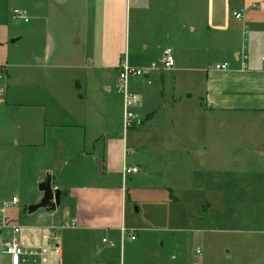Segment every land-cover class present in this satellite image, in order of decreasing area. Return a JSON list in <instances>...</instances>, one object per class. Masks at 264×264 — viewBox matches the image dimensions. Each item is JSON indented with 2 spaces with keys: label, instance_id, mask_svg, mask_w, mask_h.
<instances>
[{
  "label": "rangeland",
  "instance_id": "obj_1",
  "mask_svg": "<svg viewBox=\"0 0 264 264\" xmlns=\"http://www.w3.org/2000/svg\"><path fill=\"white\" fill-rule=\"evenodd\" d=\"M105 1L0 0V64L9 65L6 79L0 82L4 89L0 204H8L7 220L24 229L31 227L36 240L44 223L77 215L76 227L60 232L63 264H90L95 252L110 255L108 264H264V111L211 109L204 96L205 71H157L158 76L154 71L130 78L128 90L138 96L139 114L137 127L127 131L124 164L138 171L128 174L123 183L116 156L111 163L114 172L103 175L93 169L88 157L101 151L97 119L104 117L115 131L119 126L118 67L128 56L121 47L119 65L104 68L98 60L101 36L115 33L118 41L129 32L132 42L139 18L133 4L125 17L118 8L108 18ZM205 2L188 0L184 13L174 16L172 39L181 41L180 51H172L174 65H198L211 71L216 64L227 63L229 69L240 70L237 62L232 67L230 52L229 59L224 58L238 49L246 53L247 71L264 70V0H229V10H224L227 32L209 27ZM14 9L27 21L15 17ZM234 11L242 17L236 19ZM110 22L113 31L106 28ZM193 48L200 50L191 53ZM72 52L91 54L95 60L89 71L92 76L88 75L93 82L81 83L93 115L92 122L81 127L88 145L85 150L28 145L27 125L34 126L33 141L39 142L37 132L44 116L39 98L54 94L48 90L55 87L69 100L71 80L81 72L67 68L75 63L69 59ZM130 63L134 65L133 60ZM263 75H254L253 89H264ZM140 77L150 80L143 95L135 89L141 87ZM147 114L152 118L144 119ZM132 132L138 145L130 142ZM52 162L55 182L63 191L61 204L55 211L40 208L29 214L28 206L42 197L39 184L47 179L45 167ZM13 197L15 205L10 203ZM85 218L100 227L91 232L80 229ZM122 224L126 231L121 240ZM131 229L135 239L129 237ZM103 236L113 245L103 243ZM10 237V229L0 233V264L9 263L1 249ZM20 237L31 241L23 232Z\"/></svg>",
  "mask_w": 264,
  "mask_h": 264
},
{
  "label": "crops",
  "instance_id": "obj_2",
  "mask_svg": "<svg viewBox=\"0 0 264 264\" xmlns=\"http://www.w3.org/2000/svg\"><path fill=\"white\" fill-rule=\"evenodd\" d=\"M206 2V11H207V19L209 21V27L219 31H228L227 27L229 26V19L224 16V10H229V0H205ZM106 4L108 7L105 11L106 16L109 15L108 18H113L116 15L117 11L123 10L124 17L126 13L130 14L131 5L133 4V8H135L139 13H137L138 17L136 19V30L132 37L129 32H127L122 39L119 38L117 41V35L115 33H104L101 36V43H99L100 56L98 60L100 61V65L104 66V68H111L113 66L117 67L120 63V54H118L121 47L124 51L128 53L126 56V61L129 65H131L130 60H133L134 65L136 67H142L148 65L152 58H156V60H160L162 55V50L164 48H169L171 51L179 52L181 46L180 39L177 42L173 41L172 34H174V30L172 27V22L175 15L183 14V4H188V0H106ZM168 7L170 16L168 15ZM119 8V9H118ZM139 9L144 10L142 13ZM175 14L173 15V13ZM186 14V13H185ZM112 20V19H111ZM264 25V23H263ZM181 26V24H180ZM183 26V24H182ZM106 28L109 31H113L114 25L113 23H106ZM195 29V26L192 25V30ZM118 44V47H117ZM133 55L136 56L134 59L131 58V51ZM119 49V50H117ZM200 49L193 48L191 53H195ZM231 53L234 57V61L232 67L235 68L236 62L239 60L240 51L238 49H233L232 51H228L225 55V59L228 60V53ZM174 53V52H173ZM176 53V54H177ZM175 55V54H174ZM85 53L72 52L69 59H73L75 63H71L67 65V68L72 69H81L80 73H75L74 79L71 80L73 88L70 89V96H68L69 100L61 97L59 94V90L55 87L54 89H49L54 92L52 95H43L38 100V104L41 106V109H44V116L41 119V123L39 126V131L37 132V140L39 142L33 141L34 136L36 137V132L33 125L26 126V137L31 140L27 142L28 145H34L32 142L38 145V147L47 149L50 145L57 144V148H66L70 150H85L88 145V138H83V134H87V132H81V127L89 122H92L93 115L91 111V107H88L84 93L82 92L81 83L82 81L88 80V75L92 76L91 72L94 69V61L91 54L87 55L86 58ZM136 59H138L136 61ZM225 60V61H226ZM72 61V60H71ZM224 61V62H225ZM178 63L175 56V64ZM7 65V64H5ZM8 66H6L8 70ZM132 66V65H131ZM175 66V67H174ZM172 68L167 70H155L156 76L159 75L157 71L161 73L164 71H169L173 73H178L180 71L194 70L197 73L205 71V91L204 96L207 101L206 105H210L211 109H235V110H261L264 111V89L261 91H257L252 88V81L255 79L259 73H264V70H235V69H213L211 71L205 70L203 66H187L182 63H178L174 65ZM55 67H59L56 65ZM154 72V71H153ZM150 75V74H149ZM148 76V75H147ZM264 76V75H263ZM80 77H82L80 79ZM10 76L8 75L7 81H9ZM91 78V77H90ZM146 78V77H145ZM90 80V79H89ZM88 80V81H89ZM141 81V87L135 88L139 94L143 95L144 90L149 85V81L145 82V79L142 80L140 77L138 79ZM264 81V79H262ZM83 81V82H84ZM93 82V80H90ZM99 81H105L99 78ZM12 83V82H11ZM106 90H109V86H103ZM145 87V88H144ZM77 91H76V90ZM146 92V91H145ZM120 95L119 102V126L117 130H113V128H109L106 123L104 117L101 119H97L101 126H98L99 135L98 138L101 139V142H97L98 146L101 147V151L97 150L89 155L88 159L92 161L94 164V170L98 171L100 174L104 173L107 175L108 173L114 172V165H112V158L114 156L119 158V164L117 170L122 172V168L125 160V147L128 142V133L124 136L122 132V124H123V93L117 92ZM150 91L145 95H150ZM142 100V98H140ZM139 100V101H140ZM163 100V98H162ZM145 102V98H144ZM136 112L139 114V108L136 107ZM154 114V112L152 113ZM153 115L147 114L144 119L152 118ZM138 122H136L131 129L137 127ZM157 128H153V131ZM152 130L151 128L149 131ZM48 136V137H47ZM93 138V137H92ZM92 138L90 139L93 143ZM97 138V141H98ZM36 139V138H35ZM136 140V141H135ZM138 138L134 132L130 134V142L138 145L140 142L137 141ZM18 142V141H16ZM52 150H56L54 146H52ZM96 150V149H94ZM84 154V152H83ZM101 157L100 161L96 157ZM95 160L96 164L93 163ZM52 165L45 167L48 175L51 178V184L53 188H58V183L55 182V171H53V167L55 163L52 162ZM99 166V167H98ZM130 166V165H129ZM92 167V166H91ZM40 180V179H39ZM45 181V180H44ZM86 185L83 190L88 189ZM80 188H77L78 191ZM61 190V194H62ZM62 201V197H61ZM61 204V203H60ZM79 208L76 211L79 214ZM47 211V210H46ZM55 211V210H54ZM75 213V214H77ZM64 215H71L69 212L64 213ZM70 217V216H69ZM71 218L75 219L76 225L79 221V217L77 215H71ZM80 229H84L85 231H92L95 228L100 226L93 225L86 218L81 220ZM123 225V224H122ZM121 225V226H122ZM120 226V227H121ZM76 227V226H75ZM110 230V229H109ZM104 237V236H103ZM102 241V239H101ZM104 243V242H103ZM3 246V243H2ZM112 246V245H111ZM3 255V254H2ZM99 255V256H98ZM95 254L93 257L91 256L90 264H108L111 262L110 255L107 254ZM97 257V259H96ZM63 264V254L61 259L52 258L50 264L54 263ZM97 262V263H96ZM9 264V263H8Z\"/></svg>",
  "mask_w": 264,
  "mask_h": 264
},
{
  "label": "built area",
  "instance_id": "obj_3",
  "mask_svg": "<svg viewBox=\"0 0 264 264\" xmlns=\"http://www.w3.org/2000/svg\"><path fill=\"white\" fill-rule=\"evenodd\" d=\"M15 17H21L25 21L27 18L21 15L18 9H14ZM233 15L236 19L242 17L240 11H234ZM240 69L244 70L247 68V57L246 53H240L239 60ZM174 65V56L169 48L162 50V55L159 63L150 62L148 65L143 67L130 66L126 59H124L119 65L118 83L123 93V124L122 132L124 136L127 131L133 127L136 123V103L138 102V96L129 92L128 82L132 77L147 76L155 70H167L172 68ZM215 69H227V63L216 64ZM7 77V68L5 64H0V82L5 80ZM4 89L0 86V103L3 102ZM138 168L135 166H129L124 164L122 168V180L123 183L127 179L128 174L135 173ZM11 204H16L17 199L12 198ZM8 204H0V233L6 229H10L11 237L9 240L3 242L1 254L9 258V264H50L52 258L61 259L63 254V245L60 232L65 228H74L76 221L73 218H63L59 222L51 221L42 225V231L38 239H34L32 228H22L21 226L7 220L5 215ZM126 227L122 225L120 227L121 240L124 237ZM21 232L31 236V241L25 240L20 237ZM33 237V238H32ZM130 239H135V232L131 229L129 233ZM102 242L109 245H113V242L107 240L105 237L102 238Z\"/></svg>",
  "mask_w": 264,
  "mask_h": 264
},
{
  "label": "water",
  "instance_id": "obj_4",
  "mask_svg": "<svg viewBox=\"0 0 264 264\" xmlns=\"http://www.w3.org/2000/svg\"><path fill=\"white\" fill-rule=\"evenodd\" d=\"M57 1L60 2L62 0ZM39 190L42 192L41 199L36 203L30 204L27 208V212L31 214L40 208H43L47 211L56 210L61 202V190L52 187L51 178L49 175H47V179L45 181L39 184Z\"/></svg>",
  "mask_w": 264,
  "mask_h": 264
}]
</instances>
